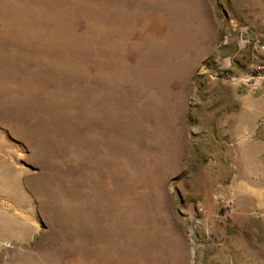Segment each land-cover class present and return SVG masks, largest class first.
<instances>
[{
	"label": "rangeland",
	"instance_id": "rangeland-1",
	"mask_svg": "<svg viewBox=\"0 0 264 264\" xmlns=\"http://www.w3.org/2000/svg\"><path fill=\"white\" fill-rule=\"evenodd\" d=\"M0 264H264V0H0Z\"/></svg>",
	"mask_w": 264,
	"mask_h": 264
}]
</instances>
